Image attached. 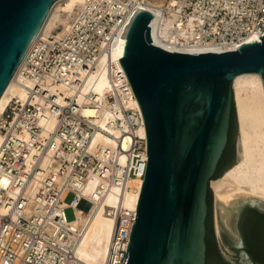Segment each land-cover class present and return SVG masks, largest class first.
Listing matches in <instances>:
<instances>
[{"label":"built area","instance_id":"obj_1","mask_svg":"<svg viewBox=\"0 0 264 264\" xmlns=\"http://www.w3.org/2000/svg\"><path fill=\"white\" fill-rule=\"evenodd\" d=\"M149 1L82 0L61 37L38 36L30 45L16 78L24 99L12 97L0 112V264H86L72 222L77 209L83 215L102 204L114 225L103 264H127L146 137L112 54L135 4ZM154 9L151 35L174 49L231 51L264 35V0H163ZM98 75L107 80L99 95L85 90Z\"/></svg>","mask_w":264,"mask_h":264},{"label":"water","instance_id":"obj_2","mask_svg":"<svg viewBox=\"0 0 264 264\" xmlns=\"http://www.w3.org/2000/svg\"><path fill=\"white\" fill-rule=\"evenodd\" d=\"M57 1L0 0V97ZM153 20L134 8L118 51L147 154L127 264H204L207 193L233 111L235 142L238 134L233 81L258 74L264 85V35L231 51L182 53L154 43Z\"/></svg>","mask_w":264,"mask_h":264},{"label":"bare ground","instance_id":"obj_3","mask_svg":"<svg viewBox=\"0 0 264 264\" xmlns=\"http://www.w3.org/2000/svg\"><path fill=\"white\" fill-rule=\"evenodd\" d=\"M60 1L62 0L56 3ZM65 1H67L66 5L59 11L62 15L55 13L49 22V18L47 17L34 40L38 36L44 38L55 36L59 38L66 32L69 26L68 18L75 13V7L79 6L82 0ZM162 2L163 0H150L148 4H135L134 8L149 10L155 13L154 8L160 6ZM156 18L157 16L154 17L153 27ZM60 24L63 25L61 32L57 31ZM153 34L152 39H155L153 40L154 43L159 47L175 52L219 51L216 48H201L197 46L174 49L173 46L168 45L169 43L163 44L160 39H156V31L153 30ZM177 37L171 38L170 43H175L178 39ZM180 37L185 38L186 35L182 32ZM252 40L253 38L249 39V41ZM118 51L119 47L112 54V58L116 61L118 60ZM27 53L28 51L25 56ZM24 58L19 67L22 65ZM17 75L18 72L16 71L0 97V112L4 110L12 97L24 99L25 92L16 83ZM106 86L107 80L104 76H91L87 80L85 90L92 89L93 92L99 95ZM233 92L238 124L239 160L235 166L223 174L217 181L211 182V189L216 201L220 202L222 206L231 205V207L240 202L237 201L239 198H242L241 201L243 202L249 199L264 201V86L262 78L258 74L240 75L233 81ZM133 103L139 109L135 98L133 99ZM86 115L88 117H95L96 113L93 109L88 108L86 109ZM100 125H104V120L100 121ZM95 141L110 143L107 138H102L99 134L95 135ZM227 187H231L232 189L226 191ZM134 198L137 199V194ZM112 199L113 197L109 196L107 201H112ZM76 214L77 219L72 222V226L74 229L82 231L79 244H77L78 257L86 264H103L108 243L114 229L113 220L104 214L103 204L95 209L85 211L83 215L77 209Z\"/></svg>","mask_w":264,"mask_h":264},{"label":"flooded vegetation","instance_id":"obj_4","mask_svg":"<svg viewBox=\"0 0 264 264\" xmlns=\"http://www.w3.org/2000/svg\"><path fill=\"white\" fill-rule=\"evenodd\" d=\"M236 157L235 134L228 133L227 144L212 181H217L231 169L236 163ZM212 199L209 189L206 200L204 264H264V209L257 202L240 201L227 211L226 220L221 221L213 210Z\"/></svg>","mask_w":264,"mask_h":264},{"label":"rangeland","instance_id":"obj_5","mask_svg":"<svg viewBox=\"0 0 264 264\" xmlns=\"http://www.w3.org/2000/svg\"><path fill=\"white\" fill-rule=\"evenodd\" d=\"M66 3H67V1H65V0H62V1H60V2H58V3H55L54 4V6L50 9V11H49V13H48V15H47V17L49 18L48 19V22H49V20L55 15V13H60L61 14V12H59L60 11V9L61 8H63L65 5H66ZM78 7V6H77ZM77 7H75V9H77ZM58 11V12H57ZM75 13H76V11H75ZM75 13L73 14V15H71L69 18H68V22H69V24H70V22H71V20L73 19V17H74V15H75ZM62 15V14H61ZM46 17V18H47ZM63 17H67V16H63ZM62 24H60L59 25V27H58V30L57 31H59V32H61V29H62ZM264 86V85H263ZM236 111V110H235ZM237 118V117H236ZM238 125V124H237ZM238 145H239V137H238V134H237V139H236V146H237V157H236V163H235V165L237 164V162H238V158H239V151H238ZM234 165V166H235ZM211 185V184H210ZM232 188L231 187H227L225 190L226 191H230ZM210 190L212 191V189L210 188ZM212 193H213V191H212ZM71 198H72V195H68L67 197H66V203H69L70 201H71ZM241 199L242 198H239V199H237V201H241ZM231 208V205H221V203L220 202H218V201H216L215 200V196H214V194H213V210H215L216 212H217V214H218V217L221 219V221H225L226 219V213H227V211H228V209H230ZM65 215H66V218H67V220L68 221H72V220H74L75 219V212H74V210L72 209V208H68V209H66V211H65Z\"/></svg>","mask_w":264,"mask_h":264},{"label":"trees","instance_id":"obj_6","mask_svg":"<svg viewBox=\"0 0 264 264\" xmlns=\"http://www.w3.org/2000/svg\"><path fill=\"white\" fill-rule=\"evenodd\" d=\"M236 126H235V112H232V117H231V123H230V129L229 133H234L235 134Z\"/></svg>","mask_w":264,"mask_h":264}]
</instances>
